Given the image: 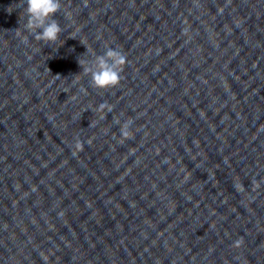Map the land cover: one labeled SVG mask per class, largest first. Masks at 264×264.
I'll use <instances>...</instances> for the list:
<instances>
[{
    "label": "water",
    "instance_id": "95a60500",
    "mask_svg": "<svg viewBox=\"0 0 264 264\" xmlns=\"http://www.w3.org/2000/svg\"><path fill=\"white\" fill-rule=\"evenodd\" d=\"M60 4L0 0V264H264V0Z\"/></svg>",
    "mask_w": 264,
    "mask_h": 264
},
{
    "label": "clouds",
    "instance_id": "9594fccd",
    "mask_svg": "<svg viewBox=\"0 0 264 264\" xmlns=\"http://www.w3.org/2000/svg\"><path fill=\"white\" fill-rule=\"evenodd\" d=\"M60 0H24V14L26 17L25 29L34 36L37 41H43L46 44H55L62 32L60 24L53 17L60 11ZM26 39V38H25ZM93 58L88 62L87 67H83L78 61L83 72L90 76L91 86L98 91H107L115 88L120 84L121 73L127 62L126 55L117 49L107 47L103 55L92 53ZM112 112V106L104 102L98 106L97 111L100 113ZM104 119V115L100 116ZM117 123H120L117 121ZM133 120H126L120 124L121 142L131 139L133 132L130 126ZM74 148L83 150V144L78 139L75 140ZM75 155V152L73 153ZM242 241H237L239 244Z\"/></svg>",
    "mask_w": 264,
    "mask_h": 264
}]
</instances>
